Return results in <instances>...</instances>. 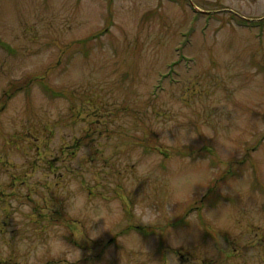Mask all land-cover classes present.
Instances as JSON below:
<instances>
[{"label":"rangeland","instance_id":"1","mask_svg":"<svg viewBox=\"0 0 264 264\" xmlns=\"http://www.w3.org/2000/svg\"><path fill=\"white\" fill-rule=\"evenodd\" d=\"M60 227L79 264H264V0H0V264Z\"/></svg>","mask_w":264,"mask_h":264},{"label":"clouds","instance_id":"2","mask_svg":"<svg viewBox=\"0 0 264 264\" xmlns=\"http://www.w3.org/2000/svg\"><path fill=\"white\" fill-rule=\"evenodd\" d=\"M174 110L178 111V109ZM184 120H186L184 117L178 115L175 119H170L166 122L156 124L154 128L162 132V135L160 136L161 140H164L173 145H182L186 142L188 135H194V132L189 133L187 126H183L179 129L178 132H176L175 139H170L168 135V129L172 128V126L177 122H181ZM220 139L223 144L229 149L233 147L234 144L225 135L221 134ZM16 159L17 162H20L19 158ZM136 160L137 158L133 157V163H136ZM156 175H159L157 158L152 157L141 160L136 166V179L133 182V187L141 178L153 177ZM196 181L198 180L195 178L186 181L185 191L188 195L190 194V188L192 183ZM63 194L68 197L67 215L69 217H86L88 221L86 232L88 233L90 239L96 238L101 233L105 225H103L101 228H94L93 224L99 217H104L106 223V211L103 208H101L100 210H94L93 205L90 204L87 201L85 195L79 191V186L76 181H71L63 190ZM172 199H180V197L174 196L172 197ZM22 210L25 212L30 211L27 205H25ZM156 218L157 214H154L153 212L149 211L142 217V221L145 223H152V221ZM65 231L68 230L63 227L57 228L54 232L50 234V238L47 241L36 245L32 249L28 257V264H38V260L41 257L61 259L64 261V264H79L81 258V251L78 247H75L70 243L66 242L64 239H62V234ZM8 251L9 249L7 245H5V256L8 254Z\"/></svg>","mask_w":264,"mask_h":264}]
</instances>
